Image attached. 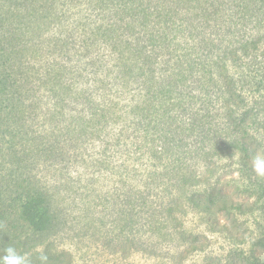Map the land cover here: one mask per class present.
Listing matches in <instances>:
<instances>
[{
  "label": "trees",
  "instance_id": "trees-1",
  "mask_svg": "<svg viewBox=\"0 0 264 264\" xmlns=\"http://www.w3.org/2000/svg\"><path fill=\"white\" fill-rule=\"evenodd\" d=\"M240 1L228 15L223 0H123L105 25L88 17L90 23L78 24L82 33H55L39 48L27 38L30 13L40 9L35 0L27 16L0 17V94H6L0 124L14 131L19 170L43 165L48 173L57 166L62 176L54 173L26 193L25 226L64 235V205L71 201L57 196L78 200L70 195L79 161L89 172L84 176L116 178L98 201L120 228L122 236L107 243L115 252L153 255L160 246L168 255L174 244L173 260L201 253L183 227L185 201L226 213L249 210L220 187L234 177L212 181L213 162L238 150L239 178L264 192L252 167L264 153L255 145L264 136V33L238 27L252 20L246 10L264 0ZM202 155L204 169L196 165ZM201 186L213 188L203 199L189 195Z\"/></svg>",
  "mask_w": 264,
  "mask_h": 264
},
{
  "label": "rangeland",
  "instance_id": "rangeland-1",
  "mask_svg": "<svg viewBox=\"0 0 264 264\" xmlns=\"http://www.w3.org/2000/svg\"><path fill=\"white\" fill-rule=\"evenodd\" d=\"M15 1L0 0V17L14 18L16 14L23 17L27 16V12H32L30 9L28 11L29 0L21 1L23 6L18 9L15 6L10 7ZM35 1L40 9L30 13L33 16L31 27L33 29L28 31L27 38L37 41L36 46L39 48L43 41H50L55 33H66L65 30L71 29H75L78 34L82 33L83 27L78 24L82 23L83 19L90 23V20L86 19L88 17L92 20L98 18L96 23L98 27L105 25L109 20L105 18L108 17V11H112L113 7L118 6L123 0ZM223 1L228 5V15L233 11L234 14L237 13L236 6L239 0ZM249 6L248 8H251V5ZM254 10H246L247 16L252 19L250 22L248 20L239 22L238 27L242 34L264 33V4L258 2L257 6L254 5ZM37 24L40 25L38 28L35 26ZM91 26L94 27V24ZM21 44L17 48L24 49L26 44ZM2 97H6V94L2 93ZM1 98L0 102L4 103L5 99ZM261 119L264 122V109ZM16 142L14 131L0 124V256L4 255L3 249L11 245L19 254L28 253L31 264H40L38 257L41 254L48 257V264L50 260L55 261L54 259L63 264H264V192L257 187L248 186L247 181L239 178L241 153L238 150L233 151L232 156L227 159L212 161L215 163V167H212L214 169L212 181L218 180L221 183L234 177L236 180L231 186L221 184L220 187L224 188L222 191L226 199L249 205V210L245 213L237 211L226 213L218 207L216 210H205L185 201L181 215L183 227L203 246L202 252L190 251L185 259L173 260L171 257L175 252L174 244L170 247L168 255L160 246L152 255L134 250L115 252L113 246L107 244L110 238L122 235L119 226L111 224V209L102 212L104 205L99 207L98 201L100 198L104 200L105 193L109 195L113 190L116 178L111 183L109 179L107 181L104 179L106 175L103 176L104 181L87 177L89 172L81 161L73 168L72 175H75L76 182L70 195L78 200L72 202V198L67 195L57 196L58 199L67 197L71 201L64 205L69 221L63 226L64 235H41L25 226L21 211L27 200L26 193L40 181L52 180L55 174L61 180L62 176L57 166L51 168V172L48 173L43 170V165L37 166L35 171L19 170L20 166L17 163L19 151L15 155ZM255 145L260 146L259 151L264 150V136H259ZM205 158L202 155L197 160L196 165L200 169L206 168ZM260 181L264 182V178ZM212 188L213 186L206 188L201 186L199 189L191 190L189 195L197 198L200 193L202 196L199 198L203 199V194H208ZM153 226L160 225L154 223ZM37 248L42 249V253L37 252Z\"/></svg>",
  "mask_w": 264,
  "mask_h": 264
},
{
  "label": "clouds",
  "instance_id": "clouds-1",
  "mask_svg": "<svg viewBox=\"0 0 264 264\" xmlns=\"http://www.w3.org/2000/svg\"><path fill=\"white\" fill-rule=\"evenodd\" d=\"M227 159V158H224ZM252 167L254 173L264 178V153H257L252 160ZM4 255L0 256V264H31L29 254H19L15 247L9 245L3 249ZM37 252L42 253V249L37 248ZM40 264H48V257L46 255H39Z\"/></svg>",
  "mask_w": 264,
  "mask_h": 264
}]
</instances>
